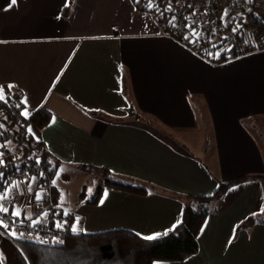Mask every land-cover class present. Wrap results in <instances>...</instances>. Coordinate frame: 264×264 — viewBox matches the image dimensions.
<instances>
[{"label": "crops", "instance_id": "obj_1", "mask_svg": "<svg viewBox=\"0 0 264 264\" xmlns=\"http://www.w3.org/2000/svg\"><path fill=\"white\" fill-rule=\"evenodd\" d=\"M0 85L6 98L27 97V118L50 114L32 134L58 166V208L75 233L157 239L190 207L207 211L198 251L153 264H264V48L214 62L163 35L131 0H16L0 10ZM97 171L147 193L104 187L93 203ZM59 176L80 179L72 212ZM240 177L254 179L201 206L197 197ZM5 191L6 215L50 222L38 178Z\"/></svg>", "mask_w": 264, "mask_h": 264}, {"label": "trees", "instance_id": "obj_2", "mask_svg": "<svg viewBox=\"0 0 264 264\" xmlns=\"http://www.w3.org/2000/svg\"><path fill=\"white\" fill-rule=\"evenodd\" d=\"M131 1L140 11H143L139 8L137 0ZM10 2L11 0H0V10L6 8ZM164 2L162 0V4ZM257 25L256 35H259L264 23L258 22L255 27ZM230 35L229 40H232V34ZM216 43L217 41L205 43L202 56L214 62H222L250 51L233 49L231 56L223 53L219 58H214L213 53L220 47L219 44L215 45ZM21 101L20 96L8 97L6 102L0 101V125H3V129L0 130V153H9L8 143L17 146L16 152L5 157L3 164L0 165V173H3L0 177V194L15 179L30 178L36 175L40 178L39 184L48 191L46 205L49 213H59L57 217L62 219L63 213L58 211L59 191L52 184L56 172L55 169H51L50 160H53V157L44 143L29 132V127L33 131L42 130L50 114L40 109L26 118L22 115L24 105ZM105 173L109 178L105 184L97 187L93 203L97 202L104 187H113L141 195L147 193L145 188L122 183L113 179L107 172ZM248 179L254 178L240 177L232 182L221 184L213 197H197V199L209 202L221 197L229 186ZM52 216L54 217V214ZM206 216L207 211L198 212L186 207L183 220L174 231L152 240L143 239L127 230L95 234L75 233L71 229V216H68L69 220L66 216L63 218L67 219L68 223L64 228L53 227L51 221L46 224L48 229L53 230L54 237L57 234L58 238H55L59 240L58 243L49 244L27 238L29 234L35 232L33 229L25 228L21 237L8 235L0 227V249L5 258V264H153L155 261H181L198 251L197 234ZM4 219L7 222L11 219L18 220L10 215ZM25 220L22 219V221ZM28 221L33 222L32 219ZM253 221L252 219L247 220L244 226L250 225ZM41 227V224L35 222L34 229Z\"/></svg>", "mask_w": 264, "mask_h": 264}, {"label": "built area", "instance_id": "obj_3", "mask_svg": "<svg viewBox=\"0 0 264 264\" xmlns=\"http://www.w3.org/2000/svg\"><path fill=\"white\" fill-rule=\"evenodd\" d=\"M164 1V4H162V0H139L137 3L140 9L152 13L158 18L159 29L163 35L179 41L201 55L205 43L212 40L217 41L215 45L227 42L224 37H216L218 35L227 33L228 42H231L229 35L233 33V30L230 29V24L232 26L238 24V28H241L243 23H256L258 21L264 23V0ZM150 2L151 7H149ZM169 6L171 10H168ZM173 16H175V20H172ZM250 19L254 20L250 21ZM193 30L196 35H193ZM186 36L188 39H185ZM262 45L264 47V40ZM231 48L235 49L234 47ZM253 49L256 50L257 48ZM0 158L3 159V157ZM6 216L0 213V217L6 218ZM13 220L16 221L14 225L11 223ZM7 223H9V228L2 227L3 230L8 235H10V232L15 231V236H21L20 233H23L25 228L34 229L35 226V222L22 221L20 218L18 220L11 219Z\"/></svg>", "mask_w": 264, "mask_h": 264}, {"label": "rangeland", "instance_id": "obj_4", "mask_svg": "<svg viewBox=\"0 0 264 264\" xmlns=\"http://www.w3.org/2000/svg\"><path fill=\"white\" fill-rule=\"evenodd\" d=\"M252 20H254V19H250V21H252ZM255 21H258V20H255ZM258 22H260V21H258ZM234 24H236V23H234ZM256 24L253 22H248L246 24L243 23L241 28H238L239 27L238 24L233 25V26H232V24H230L229 27H230V29L233 30L231 42H228V34L227 33H225L224 35L216 36L218 38L224 37L225 40H227V42L219 43L220 47H218L216 49V51L213 53V57L219 58L223 53H226V56H231L230 55L232 53L231 49H233L231 47H234L236 50L246 49L248 51L249 50L253 51L254 50L253 48H257L256 50H258V48L262 47L263 46L262 41L264 40V27H261L260 29H263V30L259 33V35H256L257 29H258V25H257V27H255ZM212 41H209V42H212ZM2 129H3V127H0V130H2ZM32 131H31V133H33ZM7 147L9 148V153H2V155H0V157H3V159L5 157L11 156L17 150L16 145H12V144L8 143ZM3 159L0 158V160H3ZM50 163H51V169H55V171H56L55 172V176H56V173L58 172V166L54 160H50ZM94 174L100 180L101 185L105 184V181L109 178V176L103 171H97ZM35 178H38V177L35 175ZM39 179L40 178H38V180ZM94 180L95 179L91 176L88 179L82 180V181H85L87 183V186L89 188L88 191L92 190V188L94 186V182H95ZM79 183H80V179L76 178V179H74V182H72L71 186L70 185L67 186L65 184V182L63 181L62 176H59L57 181H56V184H58L59 186H61L60 184H63L62 185V190H63V202L62 203H63L64 209L67 211L72 212V210L74 208L75 199L77 196L76 195V187L78 186ZM52 184H53V182H52ZM200 203H201V206L205 205V204H203L204 203L203 201H201ZM53 214H54V217L52 216ZM53 214H50V216L53 217V219L51 218L52 220H50L51 222H53V227H57L56 225H57V223H59L62 226V228H64L65 225L68 223L69 217H67L68 220L64 219V218L60 219L57 217L59 213H56V214L53 213ZM62 216H64V215L62 214ZM37 223L38 222H36V224ZM47 223H49V221ZM38 224H40V223H38ZM41 226L42 227L39 228V230H36V228L33 229L35 232L32 230L34 232V233H32V237H31L33 240L46 242L49 244H56L59 242L58 239H55V237L58 238V236H57V234H55L56 236L54 237L53 230L48 229L45 224H41ZM35 235H38L39 237H34ZM50 235H52L54 238H52ZM27 238L30 239V236H27Z\"/></svg>", "mask_w": 264, "mask_h": 264}, {"label": "snow or ice", "instance_id": "obj_5", "mask_svg": "<svg viewBox=\"0 0 264 264\" xmlns=\"http://www.w3.org/2000/svg\"><path fill=\"white\" fill-rule=\"evenodd\" d=\"M137 2H139V0H137ZM15 3H16V0H11V4H15ZM149 7H151V2L149 3ZM168 10H171L170 9V6H169V9ZM175 19H176L175 16H173L172 17V20H175ZM169 22L171 23V21H169ZM173 26H175V25H173ZM193 35H196V33H195L194 30H193ZM185 39H188V37L186 36ZM6 87H7V90L10 92L11 89L14 87V85L8 84ZM0 101H5L6 102V91H5V86L4 85H0ZM21 103L25 104V109H24L22 115H24L27 118L28 115H29V112H28V109H27V103H28L27 97H25V99L23 101H21ZM17 106H19V105H17ZM0 127H3V125H0ZM31 131L32 130L29 127V132H31ZM0 155H2V153H0ZM2 164H3V160H0V165H2ZM2 176H3V173H0V177H2ZM6 196H7V191H5V194L4 195H0V201H4L6 199ZM37 198H39V197H37ZM8 211H9L8 207L4 203H0V213H4L6 215L8 213ZM65 214L67 215L68 213L66 212ZM20 215L21 214H20L19 211H13L12 212V216L13 217H17L18 218V217H20ZM11 223L14 225L16 223V221L13 220ZM77 223H78V218H77ZM56 226L58 228L59 227H62L59 223H57ZM0 227H4L5 229H8L9 228V223L5 222V219L3 217H0ZM175 227H176V225H173V228H175ZM72 231L73 232H76L77 231V228H76L75 225L72 227ZM9 234L15 236L16 235V232L15 231H12ZM166 234L167 233H165V235ZM20 235L22 237L23 236V233L21 232ZM158 235L159 234H156L154 236H146L144 238L145 239H148V240H152V239H155L156 236H158Z\"/></svg>", "mask_w": 264, "mask_h": 264}]
</instances>
